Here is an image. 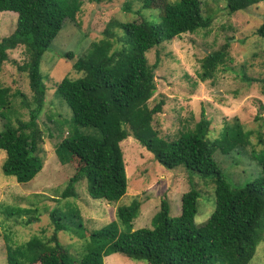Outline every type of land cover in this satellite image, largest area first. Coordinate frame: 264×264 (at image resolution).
<instances>
[{"label":"trees","instance_id":"1","mask_svg":"<svg viewBox=\"0 0 264 264\" xmlns=\"http://www.w3.org/2000/svg\"><path fill=\"white\" fill-rule=\"evenodd\" d=\"M132 1L140 4L133 19L110 18L102 36L92 40L73 62L79 76L63 77L56 83L54 92L69 107L73 122L72 132L55 146L60 163L73 164L61 197L76 195L75 184L84 179L90 197L108 202L120 199L127 191L120 142L132 136L166 168L181 166L212 180L215 200L209 219L203 225L194 223L199 191L190 188L181 195L179 215H170V204L163 197L151 218V227L133 228L132 221L141 205V200L133 197L128 204L116 207L115 219L87 233L82 253L74 259L58 237L66 229L64 214L53 208L49 213L53 228L49 236L33 235L14 245L4 234L7 264H105L104 257L112 253L148 264H248L263 239L264 153L260 177L241 187L228 183L213 159L217 148L226 153L244 147L248 133L241 123L236 118L232 124L223 120L220 136L210 140L207 134L212 122L202 113L191 133L172 141L157 138L152 125L165 100L149 105L156 89L154 76L159 58L150 65L146 52L183 33L209 27L212 18L202 14L200 0H125L123 8L130 11ZM261 2L264 0H226L231 13ZM81 6L82 0H0V11L17 14L15 29L0 40V70L10 60L8 52L23 46L24 60L11 61L26 74L32 92L28 99L20 89L0 85L2 118L12 114L17 98L28 110L27 119L16 117L13 122L10 117L0 131V149L5 151L3 172L14 176L18 183L33 179L44 164L43 133L38 126L47 94L40 68L43 54L64 21H76ZM142 10L154 11L155 15L147 16ZM152 15L156 22L149 19ZM255 34L264 37V19ZM227 45L201 58L197 73L201 81L214 78L226 62ZM241 75L248 83H260L264 95V73L248 75L243 70ZM263 109L261 102L256 119ZM79 128L90 131L79 133ZM259 142L264 146V138ZM36 212L32 207L0 203V218L15 225L30 224L36 220Z\"/></svg>","mask_w":264,"mask_h":264},{"label":"rangeland","instance_id":"2","mask_svg":"<svg viewBox=\"0 0 264 264\" xmlns=\"http://www.w3.org/2000/svg\"><path fill=\"white\" fill-rule=\"evenodd\" d=\"M124 1L96 3L82 0L76 21L66 19L43 54L40 68L47 94L44 110L38 119L43 133V167L30 181L18 183L14 176L3 172L5 151L0 149V203L15 208L32 207L38 214L35 213L36 220L25 226L4 222L0 218V264H7L4 234L9 235L14 245L33 235L49 236L53 229L49 213L53 208L64 214L66 229L60 231L58 237L74 259L81 255L87 233L115 219L116 207L128 204L133 197L141 200L139 215L132 221L133 228L151 227V218L159 210L163 197L170 204V215H179L181 195L190 188L199 191L194 223L203 225L209 219L215 200L212 180L199 177L181 166L166 168L132 136L120 142L127 177V191L120 199L108 202L90 197L84 179L75 184L76 195L61 197V191L73 173V164H61L55 146L72 132L73 122L69 107L55 94V86L63 77L79 76L72 67L73 62L92 40L102 36L101 32L110 18L121 21L133 19L140 4L132 1L128 11L123 8ZM200 7L205 17L212 18L209 27L183 33L146 52L150 65L159 58L154 76L156 89L149 105H154L161 98L165 100L163 110L154 115L152 125L157 130V138L172 141L191 133L204 113L212 122L207 138L213 140L220 136L223 120L232 124L236 118L248 133L244 147L226 153L217 148L213 159L225 180L232 186L241 187L260 177V159L264 153V146L259 142L264 138V109L255 118L260 103H264L261 85L248 83L241 77L243 70L248 75L264 73V37L255 34V29L264 19V2L232 13L226 0H200ZM142 13L155 15L154 11L148 10H142ZM153 15L149 19L156 22ZM16 18V12L0 11V40L15 29ZM224 44H228L226 62L219 67L214 78L201 81L197 75L201 58ZM8 54L10 60L0 70V85L18 88L30 99L32 92L27 76L19 72L11 61L24 60L23 46L10 50ZM14 101L12 114H6L4 118L0 116V131L10 117L13 122L16 117L28 118V110L21 105L19 98ZM89 131L84 128L78 130L79 133ZM104 263L148 264L121 253L109 254L104 257ZM248 264H264V235Z\"/></svg>","mask_w":264,"mask_h":264}]
</instances>
